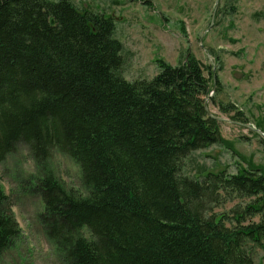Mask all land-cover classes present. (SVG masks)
<instances>
[{
  "label": "trees",
  "instance_id": "16d2710c",
  "mask_svg": "<svg viewBox=\"0 0 264 264\" xmlns=\"http://www.w3.org/2000/svg\"><path fill=\"white\" fill-rule=\"evenodd\" d=\"M156 62L152 78L127 80L112 16L71 0H0V163L29 148L38 173L15 182L40 196L39 223L66 264H255L246 247L264 240V168L186 174L194 151L225 142L204 100L213 66L189 51ZM53 150L79 166L85 193L55 176ZM232 196L250 201L212 213ZM12 205L0 183V255L20 232Z\"/></svg>",
  "mask_w": 264,
  "mask_h": 264
},
{
  "label": "rangeland",
  "instance_id": "374dc122",
  "mask_svg": "<svg viewBox=\"0 0 264 264\" xmlns=\"http://www.w3.org/2000/svg\"><path fill=\"white\" fill-rule=\"evenodd\" d=\"M71 1L79 8L112 16L115 36L124 45L122 75L127 80L150 79L159 71L158 59L177 65L188 51L204 66L212 64L218 82L204 100L209 112L223 118L220 132L225 142L194 151L183 164L186 174L196 175L201 164L210 171L229 174L248 165L264 168L263 138L232 119L239 111L245 124L264 133V0ZM219 105L229 106V112ZM49 167L67 189L86 192L80 168L70 157L53 150ZM33 173L38 170L24 143H17L0 163V183L11 197V210L20 228L17 238L0 255V264H66L39 223L40 196L27 195L15 182V178ZM249 201L232 196L214 206L212 213L231 216L233 208ZM259 218L248 217L245 224ZM246 248L255 264H264V240L260 246L249 242Z\"/></svg>",
  "mask_w": 264,
  "mask_h": 264
},
{
  "label": "water",
  "instance_id": "95a60500",
  "mask_svg": "<svg viewBox=\"0 0 264 264\" xmlns=\"http://www.w3.org/2000/svg\"><path fill=\"white\" fill-rule=\"evenodd\" d=\"M213 79H214V76H213ZM213 83H215V79H214ZM214 86H215V84L213 85V89H214ZM205 103H206V102H205ZM206 109H207V112H208V116L213 117V118L217 119L218 121L223 120V118H221V117H219V116H216V115L212 114L211 112H209V111H208V108H207V105H206ZM239 124H242V125H244L245 127L250 128L251 130L255 131V132L258 133V134L263 138V140H264V133H263L262 131H260L259 129L253 127V126L250 125V124H245V123H239Z\"/></svg>",
  "mask_w": 264,
  "mask_h": 264
}]
</instances>
